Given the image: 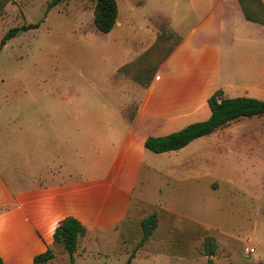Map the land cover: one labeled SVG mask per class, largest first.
Here are the masks:
<instances>
[{
  "label": "rangeland",
  "instance_id": "obj_1",
  "mask_svg": "<svg viewBox=\"0 0 264 264\" xmlns=\"http://www.w3.org/2000/svg\"><path fill=\"white\" fill-rule=\"evenodd\" d=\"M51 1L0 0V42L12 27L39 23L0 50V169L30 176L62 166L85 175L114 165L146 198H133L110 239L76 264H127L131 256L130 264H208L209 236L211 264H264V115L177 150L144 145L149 135L207 119L218 89L264 99V44L254 24L241 14L223 18L217 0H117L116 24L103 33L96 0H60L47 11ZM163 23L170 47L178 35L183 41L145 88L131 76L140 62L124 66L151 47ZM154 211L158 226L138 247L141 219ZM54 251L47 264H69L61 245Z\"/></svg>",
  "mask_w": 264,
  "mask_h": 264
},
{
  "label": "crops",
  "instance_id": "obj_2",
  "mask_svg": "<svg viewBox=\"0 0 264 264\" xmlns=\"http://www.w3.org/2000/svg\"><path fill=\"white\" fill-rule=\"evenodd\" d=\"M261 2L264 5V0ZM215 7H221V16L227 20L241 14L253 23L250 25L254 26L253 33L264 44V20L248 19L240 0H217ZM157 37L158 34L154 42ZM182 41L183 37L145 88L152 85L161 67ZM260 69L264 72V63ZM223 90L228 97L227 90ZM139 111L140 106L137 115L128 120L130 125L140 120ZM61 169L62 166L58 171L32 172L30 176H8L0 169V256L5 264H33L36 255L49 247L54 249V230L59 221L69 215L77 217L87 227V233L80 237L75 252L76 264L78 256L85 258L89 253L93 254L110 239L115 228L126 218L133 198L146 200L121 182V171L114 165L87 167L86 170L91 173L85 175H72ZM31 176L40 179L29 181Z\"/></svg>",
  "mask_w": 264,
  "mask_h": 264
},
{
  "label": "trees",
  "instance_id": "obj_3",
  "mask_svg": "<svg viewBox=\"0 0 264 264\" xmlns=\"http://www.w3.org/2000/svg\"><path fill=\"white\" fill-rule=\"evenodd\" d=\"M60 0H52L48 4L47 11L52 8L53 5ZM248 19L251 20H264V15H257L254 8V1H256L260 8L264 11V5L261 0H240ZM118 16V4L117 0H96L95 5V25L100 32H110L116 24ZM39 26V23H28L20 26L10 28L2 37L0 42V50L7 43V41L19 34L21 31L28 30ZM171 27H166L163 23L160 26L158 37L154 44L147 49V51L132 60L130 64L124 66V68L131 67L140 62L139 70L136 74L131 75L133 80L143 86H149L152 82L159 66L166 59V57L175 49V47L181 42L182 37L178 35L176 43L170 47L169 37L166 35V31H169ZM165 31V32H164ZM143 62V63H142ZM126 74V73H125ZM208 104L211 109V114L207 119L192 122L184 128L173 131L166 135L148 136L144 142V145L154 152H165L170 150L180 149L192 140L209 135L216 132L220 128L229 124L230 122L243 118L252 117L258 115H264V99H259L250 96H237L226 97L224 96V90L218 89L208 98ZM158 214L157 212H151L141 219L142 236L137 246L140 247L150 238L155 229L158 226ZM87 233V227L77 217L69 215L59 221L54 230V244L61 245L63 249L68 252L69 264H75V252L79 246V240L81 236ZM207 255L210 257L208 264L212 263V258L216 251V242L213 236H209L206 239ZM56 257L54 249L49 247L45 252L40 253L34 257L33 264H47L48 261ZM131 257H129L127 264L131 263ZM0 264H5L4 260L0 256Z\"/></svg>",
  "mask_w": 264,
  "mask_h": 264
},
{
  "label": "built area",
  "instance_id": "obj_4",
  "mask_svg": "<svg viewBox=\"0 0 264 264\" xmlns=\"http://www.w3.org/2000/svg\"><path fill=\"white\" fill-rule=\"evenodd\" d=\"M251 250L254 251V248H252Z\"/></svg>",
  "mask_w": 264,
  "mask_h": 264
}]
</instances>
